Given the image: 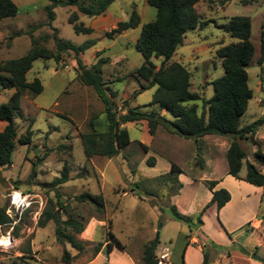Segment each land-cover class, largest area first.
Returning a JSON list of instances; mask_svg holds the SVG:
<instances>
[{
    "label": "rangeland",
    "instance_id": "obj_1",
    "mask_svg": "<svg viewBox=\"0 0 264 264\" xmlns=\"http://www.w3.org/2000/svg\"><path fill=\"white\" fill-rule=\"evenodd\" d=\"M77 1L87 5L92 2ZM223 1L200 0L197 11L206 25L203 29L187 32L185 44L178 48L170 63L185 66L193 75L192 91L207 100L211 99L214 96L212 83L224 74L217 51L233 42L221 26L233 17H249L252 21L251 42L256 52L247 67L253 98L247 113L241 118V124L248 125L264 114V107L257 102L258 98L264 97L259 84L264 78V63L262 66L258 64L264 40V0H247L249 3H245L246 0H232L226 5H223ZM14 2L19 9L18 15L0 20V64L29 53L33 46L27 32L32 28H36L33 38L54 52L55 34L74 45L95 40L96 45L81 55L80 59L87 68L100 59L109 60L103 66V78L107 84L105 91L118 113L125 114L131 108L141 107L142 112L161 114L173 120L169 113L150 105L157 88L142 90L141 86L147 83L135 76L144 61L136 51L135 44L143 25L153 21L157 14L147 0H116L104 18H89L79 14V22L93 28V33L89 35L76 34L69 22L70 16L78 13L75 6L54 8L55 19L50 23L45 10L50 5L48 0ZM133 9L141 16L139 27L112 40L107 38V33L115 29L118 22L129 20ZM162 61V58L153 59L157 68ZM78 75L79 69L72 52L63 54L60 62L38 59L27 74L28 82L38 78L44 90L36 98L26 93L22 99L23 117L15 121L18 136L13 164L8 168H0V210L8 206V195L14 189L33 195L34 201L43 203V207L40 209L39 204H33L17 225L18 236H15V229L12 231L11 245L0 246V264H65L62 261L65 250L74 257L71 264H87L93 258L94 245L105 241L110 221L113 233L125 250L116 248L112 255L104 253L91 264H130L128 259L133 264H144V246L157 239L158 255L163 248L169 247L174 254L173 264H184L178 237L187 234L188 227L171 217L170 208L177 206L179 211L186 212L184 215L197 216L207 204L209 196V189L204 182L223 179L230 194L234 195L233 207L228 211L242 213L225 214L228 221L226 227L217 207H210L206 211L203 231L218 247L208 246V252L212 250V257L218 258V264H227L224 258L221 259L223 254L230 253L237 257L242 249L250 252H247L248 256L257 254L264 257V189L258 191L256 187L250 188L245 181L228 180L226 155L229 138L207 136L203 139L204 172L194 166L195 145L192 141L170 135L162 128L158 129L155 136H151L146 122L125 126L131 144L115 158L95 156L87 159L82 136L90 132L92 121L100 132L106 130L107 122L103 102L93 88L80 82ZM13 93V90L0 89V106L8 103ZM5 126L1 123L0 130ZM28 130L32 132L31 143L21 145L19 140L27 135ZM257 140L264 151V125L259 129ZM239 143L246 153L240 173L243 179L247 174V162L254 163L253 157L258 146L250 141ZM151 158L155 159L153 167L148 165ZM172 162L182 169L186 186L184 194L177 198H174L178 191L177 185L160 178L170 172ZM65 166L69 169L71 180L61 186H54ZM80 173L83 176H79ZM192 178L198 181L191 182ZM84 193L103 195L105 215L97 214L90 204L78 202L77 197ZM50 200L58 210L59 204L64 206V210H59L67 211L60 212L63 220L71 214L84 222L85 231L78 236V239L88 243L84 252L79 253L69 245L59 244L55 239L53 222L45 228L38 226L39 218ZM252 220L260 223L250 225ZM8 230L9 227H3L0 235L6 234ZM227 240H232L235 246L221 249V243ZM199 245L203 247L204 242L200 240ZM233 261L234 264H240L236 258ZM190 263L198 264L199 257L193 254Z\"/></svg>",
    "mask_w": 264,
    "mask_h": 264
},
{
    "label": "trees",
    "instance_id": "obj_2",
    "mask_svg": "<svg viewBox=\"0 0 264 264\" xmlns=\"http://www.w3.org/2000/svg\"><path fill=\"white\" fill-rule=\"evenodd\" d=\"M48 1L50 5L45 10L48 13L50 23L55 19L54 8L75 6L78 13H73L69 22L73 25L76 34L89 35L93 33V29L79 22V14L89 18L102 16L116 0H92L88 5L77 0ZM231 1L224 0L223 5ZM199 2L200 0H147V3L157 11L156 18L143 25L142 32L135 44L136 51L142 55L144 60L141 67L136 70L135 76L147 83L146 86H141L142 90L157 88L150 105L157 106L169 113L173 120H169L161 114L142 112L141 107L131 108L125 114L118 113L105 91L107 84L103 78V66L109 60L107 58L100 59L90 68H87L80 59L81 55L96 45L95 40H88L82 45H74L63 41L55 34L53 39L56 52H54L33 38V31L36 28L28 31L27 34L31 36L33 46L29 53L22 58L0 64V89L14 91L9 102L0 106V123L6 124L5 128L0 130V168H8L13 164L18 136L15 121L23 117L21 108L23 97L29 93L36 98L44 90L42 82L38 78L32 82L27 80V74L31 71L33 63L38 59H53L60 62L63 54L72 52L79 69L78 78L80 82L93 88L105 106L106 130L100 132L97 130L95 122L92 121L89 125L90 132L82 136L87 159L95 156L108 159L115 158L131 144L130 134L125 126L130 123L146 122L151 136H155L158 129L162 128L170 135L192 141L195 145L194 166L200 172L206 170L202 152L204 149L203 139L207 136L229 138L230 144L226 155L228 175L237 180L245 181L254 187L264 189V151L257 140L259 129L264 125V115L251 124H241V118L247 113L249 102L253 98L247 73V67L253 61L256 52L255 46L251 42V19L249 17H233L226 25L221 26L223 31L233 39V42L222 46L217 51V57L221 61L224 74L212 83L214 96L211 99L207 100L192 91L193 75L185 66L175 62L170 63L178 48L185 44L187 32L203 29L206 25L197 11ZM245 3L249 2L246 0ZM18 13L19 9L14 0H0V20L16 17ZM140 24L141 16L136 9H133L129 20L118 22L116 28L107 33L106 36L112 40L115 36L135 30ZM54 31L57 32L56 29ZM262 37L264 38V30ZM160 58L163 61L157 68L153 59ZM263 63L264 40L261 44V57L258 60L260 66ZM261 105L264 107V97ZM31 135L32 132L28 130L27 135L19 140L20 144L29 145ZM240 141H250L258 146L253 157L254 163L247 162V174L243 179L240 177V173L243 169L246 153L242 149ZM145 148L147 149V147ZM148 165L155 166V159H149ZM181 174H183L182 169L172 162L170 172L160 177L177 185L178 191L175 196L179 195L183 187L178 180ZM79 176H83V173H80ZM70 180L69 169L65 166L61 176L56 178L54 186H61ZM204 183L212 192L213 197L211 202L197 216H185L178 211L176 206H172L169 212L174 220L186 225L189 229L190 234L181 236V239H190L191 234L195 233L196 237L204 242L202 247L203 264H210L211 258L207 248L208 246L217 247V245L201 231L202 219L212 205L215 204L218 211L225 207L231 200V194L226 189H216L219 181H205ZM77 200L80 203L90 204L100 216L106 213V204L102 194L84 193L77 197ZM6 208L7 206L0 210V226L9 222L5 213ZM59 210H64L62 204H59ZM59 210L50 200L39 218L38 226L45 228L48 223L53 222L55 239L59 244L62 246L69 245L79 253L84 252L88 243L78 239V236L85 231L84 222L71 214L66 220H63L60 212L66 213L67 211ZM160 225L162 224L160 223ZM15 230V236H18L19 228L16 227ZM158 245L159 239L152 240L144 246L142 255L144 264L158 263ZM188 245L189 243H186V248ZM115 248L125 250V246L113 233L112 221H110L105 241L94 245L93 258L87 264H91L101 252L109 256ZM220 248L223 249V247ZM28 252L31 253V250L29 249ZM241 252L249 255L243 249ZM73 258L68 251H64L63 263L71 264ZM23 264L31 263L25 262Z\"/></svg>",
    "mask_w": 264,
    "mask_h": 264
},
{
    "label": "crops",
    "instance_id": "obj_3",
    "mask_svg": "<svg viewBox=\"0 0 264 264\" xmlns=\"http://www.w3.org/2000/svg\"><path fill=\"white\" fill-rule=\"evenodd\" d=\"M107 16V12L104 14V15H102V16H99L98 18H104V17H106ZM93 29V28H92ZM262 77V76H261ZM262 79V78H261ZM262 82V81H261ZM260 82V83H261ZM259 83V84H260ZM259 99V98H258ZM259 104V103H258ZM260 105V104H259ZM262 106V105H261ZM264 115V114H263ZM262 115V116H263ZM261 116V117H262ZM1 124V123H0ZM5 124V123H4ZM127 126V125H126ZM5 128V127H4ZM257 136H258V134H257ZM178 180H179V182L183 185V187H182V189L180 190V192H179V195H177V196H175L174 198H177V197H181L183 194H184V191H185V188H186V186H185V184H184V173L183 174H181L180 176H179V178H178ZM228 180H234V181H236L237 182V179H235V178H233L232 176H230L229 175V178H228ZM198 180L196 179V178H192V180H191V182H197ZM206 181H208V180H206ZM225 179H223V180H219V184L217 185V187H216V189L218 190V189H226V190H228V191H230V189L226 186V184H225ZM248 184V183H247ZM250 185V184H249ZM252 185H250V188H252V187H254V186H252ZM257 188V187H256ZM257 190L258 191H262L263 190V188H257ZM212 197H213V194H212V192L211 191H209V196H208V200H207V204H209L210 202H211V200H212ZM206 204V205H207ZM233 204H234V195L233 194H231V200L226 204V206L225 207H223L220 211H217L218 212V214H219V216L221 217V220H222V222L224 223V225L226 226V227H228V221H227V219H226V217H225V214H229V213H234V212H236V213H238V214H241L242 213V211H228V210H230V209H232V207H233ZM205 205V206H206ZM204 206V207H205ZM216 207V205L214 204V205H212L211 207ZM177 207V206H176ZM177 209H178V207H177ZM178 211H179V209H178ZM181 214H186V212L185 211H179ZM200 213V212H199ZM185 216H187V215H185ZM204 217V216H203ZM203 220V219H202ZM249 220H247L246 222H248ZM246 222H243V223H246ZM258 223H260V221H250L249 222V224L251 225V224H258ZM205 224L203 223V226L201 227V231H203V228H205V226H204ZM203 233H204V231H203ZM188 234H190L189 233V229H188V232H187V234H180L179 235V237H178V244L180 243V245H182V249H183V254H182V256H183V263L184 264H191L190 263V257H192V255L193 254H196L198 257H199V263L198 264H203V261H204V257H203V252H202V247L199 245V243H200V240L196 237V235L195 236H193L195 233H192L191 234V238L190 239H181V236H183V235H188ZM206 235V234H205ZM193 236V237H192ZM213 238V237H212ZM214 239V238H213ZM215 240V239H214ZM186 243H189V245L187 246V248H186ZM221 247H233V246H235V244L232 242V240H227V242H225V243H221ZM218 246H220V245H218ZM115 250H117L116 248L113 250V252L110 254V255H112L114 252H115ZM171 252H172V250H171ZM248 252V251H247ZM209 253H210V258H211V263L210 264H218V262H219V260H218V258H214L213 259V257H212V250H209ZM248 253H250V252H248ZM104 254V252H101L95 259H97L98 257H102V255ZM126 256V255H125ZM127 257V256H126ZM219 257V256H218ZM263 257V256H262ZM222 258H224L225 260H226V262H227V264H234V261H233V258H236L239 262H240V264H261V263H259V262H257V261H255V260H253V259H251V256H248V255H245V254H243V253H241V254H238L237 255V257H233V255H231V254H223L222 256H221V259ZM94 259V260H95ZM128 259V258H127ZM93 260V261H94ZM129 260V262H130V264H133V262L132 261H130V259H128ZM92 261V262H93ZM174 254L172 253V256H171V262H170V264H173L174 262ZM91 262V263H92Z\"/></svg>",
    "mask_w": 264,
    "mask_h": 264
},
{
    "label": "built area",
    "instance_id": "obj_4",
    "mask_svg": "<svg viewBox=\"0 0 264 264\" xmlns=\"http://www.w3.org/2000/svg\"><path fill=\"white\" fill-rule=\"evenodd\" d=\"M260 90L264 93V78L261 82ZM263 98H259L257 102L262 103ZM8 206L6 208V216L9 218V222L0 226V232L3 227H9L6 234L0 235V246L7 247L12 243V231L17 227L20 221L23 219L27 211H29L33 204L37 203L40 205V209L43 207V203L35 202L33 195L24 193L18 189H14L8 195ZM172 252L169 247L162 249L161 254L158 255L157 264H170Z\"/></svg>",
    "mask_w": 264,
    "mask_h": 264
},
{
    "label": "water",
    "instance_id": "obj_5",
    "mask_svg": "<svg viewBox=\"0 0 264 264\" xmlns=\"http://www.w3.org/2000/svg\"><path fill=\"white\" fill-rule=\"evenodd\" d=\"M263 220H264V218H263ZM251 259H253V260H255V261H257V262H259L261 264H264V257L259 256L257 254H252L251 255Z\"/></svg>",
    "mask_w": 264,
    "mask_h": 264
}]
</instances>
